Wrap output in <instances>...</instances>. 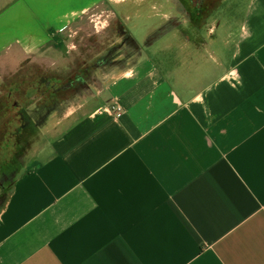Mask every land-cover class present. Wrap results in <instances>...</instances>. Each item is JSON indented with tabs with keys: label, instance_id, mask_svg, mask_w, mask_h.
<instances>
[{
	"label": "crops",
	"instance_id": "0c3cea01",
	"mask_svg": "<svg viewBox=\"0 0 264 264\" xmlns=\"http://www.w3.org/2000/svg\"><path fill=\"white\" fill-rule=\"evenodd\" d=\"M224 1L197 29L228 60L186 70L197 39L173 29L36 131L0 211V264H264V0ZM118 2L0 0V85L26 98L70 83L84 61L63 33Z\"/></svg>",
	"mask_w": 264,
	"mask_h": 264
},
{
	"label": "rangeland",
	"instance_id": "374dc122",
	"mask_svg": "<svg viewBox=\"0 0 264 264\" xmlns=\"http://www.w3.org/2000/svg\"><path fill=\"white\" fill-rule=\"evenodd\" d=\"M115 2H118V4L122 5L120 8L116 9V11L120 12L119 14L117 12H106L107 9L103 5L104 8L102 6V8H97L86 13L82 19L77 21L71 30H67L63 33V39L65 43L70 46V49L65 52L72 53L77 56L80 62L82 60L84 61H82L83 63L81 64V68L79 67L80 69L77 70L78 72L76 71V75H81L80 72L83 73V70L86 67H90V72L86 76L87 79H84L88 81V84L91 87L96 88L97 85L101 87L102 82L111 81L118 76L130 73L136 69L137 64H135L134 61H129L127 64L124 63L126 60L124 58H127L129 54L124 55L123 52H118L115 54L112 60H110L108 63H99V61L102 59L101 54L105 51V49L108 48L109 45L116 44L118 42V37L116 36V32L113 30V26L119 21L124 23V25L126 23V27L133 39L144 45V39H146L147 35L154 31V29L160 25L163 20H165L163 19V15H165L166 11H168L167 8L172 5L171 0H115ZM134 10H140V13H134ZM132 12L134 14H132ZM166 16L170 15L167 13ZM216 16L210 18L212 23L214 22V19L217 18ZM231 16H233V18L231 17L230 21L228 20V23L233 29H236V19H234L235 15L233 14ZM183 37L185 38L186 36L183 35ZM231 37H229V35H225V39L228 38L227 40L229 41L234 39L233 35ZM195 38L197 40L191 44V47L183 48L182 55L183 57L185 56L183 59V67L186 68V70H195V64L193 62L196 59L200 60V62H204V64L213 62V65H215L216 62L212 61L213 58L211 57V54L214 52L216 54H221L224 60L229 59L231 51L230 46L208 47L204 46L203 44V41H205L203 39L204 37H194V39ZM163 39L164 37H161L156 41L157 43H160L157 44L158 46L165 42ZM143 48L145 50V54L150 53L148 48ZM166 57L167 56L165 55L163 59ZM121 58L124 59V61H121ZM130 59H133V56ZM80 62H77V64L79 65ZM75 76L73 75L72 79H70V83L62 84V86L58 87V89H61V92L59 91L60 93L56 95V98L59 99V101L56 103L50 102L49 99L53 93H50L49 90L56 87L57 84L56 82L46 78L41 79L40 82L43 84L38 85V89L36 85V91L32 97L22 98L20 96L19 101L23 103L24 106L28 108V110L31 108V106H35L38 99H41V102L39 101L35 106L37 113H42L46 110L49 111L45 121L39 126L40 130H42L41 133H44L43 131H45L47 128L51 129L53 123L60 117L62 118L72 115L73 112H75V107H77L78 104L81 105L84 101H86L85 96L89 93V89H85V85L87 84L84 83L85 80H83V83H75ZM48 86L51 87L49 88ZM71 86L74 88L72 89ZM101 91H103V89ZM37 137L38 136H36V138ZM33 139L35 138L33 137L29 139V143H31V140L33 143ZM29 143L27 144L24 153L22 152V156L16 159L17 164L11 172L14 171L16 173V171H20V169H22L20 163L24 162L23 160H25L24 157L27 150H29ZM11 184L12 174L10 177L9 174H7V178L4 180L3 185L0 186V206L2 202L5 201L7 194L10 192Z\"/></svg>",
	"mask_w": 264,
	"mask_h": 264
},
{
	"label": "flooded vegetation",
	"instance_id": "af4514ba",
	"mask_svg": "<svg viewBox=\"0 0 264 264\" xmlns=\"http://www.w3.org/2000/svg\"><path fill=\"white\" fill-rule=\"evenodd\" d=\"M172 5L169 6L166 11L170 16H164L163 22L158 25L154 31L147 35L144 39L143 47H149L157 38L167 35L173 29L178 30L182 35L188 36L190 33L195 37H200V31L197 29L205 22L206 13L208 17H218L219 9L217 11L214 8V2L212 0H171ZM222 9L227 13L231 11L232 3L230 0L224 1ZM216 14V15H215ZM127 24L117 22L113 26V30L116 32L118 42L111 44L101 54L102 59L100 64L108 63L112 60L113 56L118 52H123L124 55L129 56L125 60V64L129 59L134 56L139 50H141L140 43L133 39L130 35ZM191 28V29H189ZM215 37V33H212ZM193 36V37H194ZM192 37V38H193ZM125 57V56H123ZM122 57V58H123ZM121 58V61L124 59ZM98 63V64H99ZM90 72V67H86L81 75L75 76V83H87V75ZM86 73V74H85ZM86 78V79H84ZM2 85V84H1ZM0 85V186L3 185L4 180L15 172H11L16 164V159L21 157L29 143V139L35 135L39 126L43 124L49 111L46 110L42 113H37V109L32 111L28 110L23 103L19 101V98L5 86ZM61 89L55 88L53 95L49 99L51 103H55V96L60 93ZM60 91V92H59ZM43 97V96H42ZM41 97V98H42ZM55 101V102H54ZM54 105V104H53ZM36 113V114H35ZM23 152V153H22Z\"/></svg>",
	"mask_w": 264,
	"mask_h": 264
},
{
	"label": "built area",
	"instance_id": "2783aa9c",
	"mask_svg": "<svg viewBox=\"0 0 264 264\" xmlns=\"http://www.w3.org/2000/svg\"><path fill=\"white\" fill-rule=\"evenodd\" d=\"M111 111L113 113H115L116 115H119L121 113L122 109L119 106H117V105H112L111 106Z\"/></svg>",
	"mask_w": 264,
	"mask_h": 264
},
{
	"label": "trees",
	"instance_id": "16d2710c",
	"mask_svg": "<svg viewBox=\"0 0 264 264\" xmlns=\"http://www.w3.org/2000/svg\"><path fill=\"white\" fill-rule=\"evenodd\" d=\"M9 194H10V192L7 194V196H6V198H5V201L2 202V204H1V206H0V211L3 209V207H4L5 203H6V201L8 200Z\"/></svg>",
	"mask_w": 264,
	"mask_h": 264
}]
</instances>
